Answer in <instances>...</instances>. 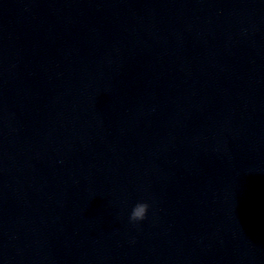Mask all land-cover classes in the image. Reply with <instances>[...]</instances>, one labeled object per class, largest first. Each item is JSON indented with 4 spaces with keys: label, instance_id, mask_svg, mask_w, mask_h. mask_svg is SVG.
Returning <instances> with one entry per match:
<instances>
[{
    "label": "water",
    "instance_id": "water-1",
    "mask_svg": "<svg viewBox=\"0 0 264 264\" xmlns=\"http://www.w3.org/2000/svg\"><path fill=\"white\" fill-rule=\"evenodd\" d=\"M0 264H264V0H0Z\"/></svg>",
    "mask_w": 264,
    "mask_h": 264
},
{
    "label": "clouds",
    "instance_id": "clouds-1",
    "mask_svg": "<svg viewBox=\"0 0 264 264\" xmlns=\"http://www.w3.org/2000/svg\"><path fill=\"white\" fill-rule=\"evenodd\" d=\"M149 205L147 203H137L129 217L131 222H137L145 219Z\"/></svg>",
    "mask_w": 264,
    "mask_h": 264
}]
</instances>
